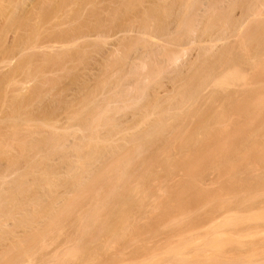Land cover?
<instances>
[{
  "label": "bare ground",
  "instance_id": "obj_1",
  "mask_svg": "<svg viewBox=\"0 0 264 264\" xmlns=\"http://www.w3.org/2000/svg\"><path fill=\"white\" fill-rule=\"evenodd\" d=\"M263 57L264 0H0V264L140 261L152 209L157 264L263 262Z\"/></svg>",
  "mask_w": 264,
  "mask_h": 264
},
{
  "label": "rangeland",
  "instance_id": "obj_2",
  "mask_svg": "<svg viewBox=\"0 0 264 264\" xmlns=\"http://www.w3.org/2000/svg\"><path fill=\"white\" fill-rule=\"evenodd\" d=\"M263 58H264V57H263ZM262 62H264V59H263ZM261 66H262V65H261ZM203 106H204V104H203ZM203 106H202V107H203ZM205 106H206V105H205ZM205 106H204V107H205ZM204 107H203V108H204ZM203 108H202V109H203ZM206 108H207V106H206ZM206 108H204V109H206ZM202 109H201V111H203L204 113L208 110V108H207L205 111L202 110ZM262 111H264V109H263ZM263 114H264V113H263ZM263 114H262V115H263ZM257 117H258V118H261L260 113L258 114ZM262 117H263V116H262ZM258 118H256V120H255L256 122H255V123H258L257 121H261V120H262V119L259 120ZM257 119H258V120H257ZM195 121H196V120H195ZM192 122H194V121H192ZM195 123H197V121L194 122V124H195ZM255 123H254V124H255ZM191 125H193V124L191 123ZM252 127H253V125H251L250 129H251ZM263 129H264V126H263ZM263 129H259L260 131L258 130V131H259V134H258L259 137H257V138L259 139V143H262V142H263V138L261 137V135H262V133H263V132H262ZM197 133H198V132H197ZM199 133H202V132L199 131ZM199 133H198L199 136H197V137H199L200 140H201V138H202L203 141H204V138H205V137L203 138V135H204V134L202 133V135H200ZM195 135H197V134H195ZM200 136H201V137H200ZM263 137H264V133H263ZM199 138H198V139H199ZM248 139H249V138H247V136H246V140H247V141H244V144H243V142L240 143V144H241V145L243 144L242 146L245 145V147L248 146L247 144H249V143H245V142H248ZM261 139H262V140H261ZM241 140H242V139H241ZM241 140H240V142H241ZM243 140H244V139H243ZM260 140H261V141H260ZM249 142H250V143L252 142L251 139H249ZM257 142H258V141H257ZM174 143H175V142H174ZM200 143H202V142H200ZM172 145H174V144H172ZM172 145H170V146H172ZM177 145H178V144H177ZM177 145L175 144L174 146L176 147ZM202 145H204V144H202ZM205 146H206V145H204V147H205ZM175 147H173V149H172V150L175 151V154H174L173 152H170V150L167 151L168 156H170L169 159H171V157H173V155L176 156L177 159L180 158L178 155H176V154H177L176 152H178V151H180V150L177 149V151H176V148H175ZM178 147H179V146H178ZM204 147H203V148H204ZM170 149H171V147H170ZM179 149H180V148H179ZM205 151H206V150H205ZM169 152L172 153V156L170 155ZM181 152L183 153V151H181ZM167 153H164V154H166L165 156H167ZM182 153H180L179 155H181ZM182 155H183V154H182ZM182 155H181V158H180V159H182ZM168 156H167V157H168ZM163 157H164V156H163ZM177 159H176V160H177ZM173 160L175 161V158L171 159L170 161H173ZM177 161H179V159H178ZM256 163H257V162H256ZM257 164H258V163H257ZM257 164L255 165V168H256L258 171H259V169H260V168L258 167V165H260V167H261L260 170H261V171L264 170V169H263V167H264L263 164H261V163H259L258 165H257ZM261 165H263V166H261ZM256 169H255L254 171H255L256 175H258L257 172H256V171H257ZM179 172H180V171H179ZM179 172H178V174H181V173H179ZM206 172H207V171H206ZM210 172H212V171H210ZM262 172H264V171H262ZM207 173H208V172H207ZM255 173H254V174H255ZM258 173H259V174H262L260 171H259ZM205 174H206V173H205ZM205 174H204V175H205ZM209 175H210V176H209ZM213 175H214L213 172L210 173V174L208 173V174H206L207 177L205 176V177H206V178H205L206 180H204V179H202L203 181L201 180V181L203 182V185H205L204 187H207V186H208V182H209L208 180H210L211 177H213ZM180 176H181V175H180ZM174 178H175V177H174ZM174 178H173L172 180L175 182L176 180H178V178H181V177H177V176H176V179H174ZM173 181H172V182L169 181V182H170V183H173ZM177 182H178V181H177ZM204 182H205V183H204ZM206 183H207V185H206ZM174 184H177V183H174ZM171 185H172V184H171ZM203 185H202V186H203ZM209 185H210V186L207 187L208 189H209V188H212V186L214 187V184H213V185L209 184ZM141 186H142V185H141ZM141 186H140V187H141ZM145 186H146V185H145ZM158 186H159V185H158ZM161 186H165V185H161ZM166 186H167V185H166ZM166 186H165V187H166ZM173 186H176V185H173ZM202 186H201V187H202ZM148 187H149V186H148ZM168 187H170V185L167 186L166 188L168 189ZM171 187H172V186H171ZM143 188L146 189V188L143 186V187L141 188V190H143ZM147 189H148V188H147ZM158 189H160V188H158ZM172 189H173V188H172ZM175 189H176V188H175ZM175 189H173L172 191H174ZM212 189H213V188H212ZM169 190H170V188H169ZM155 193H156V195H155V196H152V195H151V196L149 197V199H148L146 202H148L149 200H151V201L149 202V205H151V206L154 205V206H156V208H159V205H160V207H161V206L166 202V201H164V199H165V195H164V194H166V193L164 192V190H163V192H162L161 189H160V190H157V189H156V190H155ZM152 197H153V198H152ZM162 198H163V199H162ZM167 198H168V197L166 196V199H167ZM156 199L158 200L157 202H156ZM160 199H161L162 201H160ZM151 202H152V204H150ZM155 202H156V203H155ZM161 202H163V203L161 204ZM153 203H154V204H153ZM147 204H148V203H147ZM157 204H158V205H157ZM154 206H153V208H155ZM157 206H158V207H157ZM260 206H261V204H260ZM258 207H259V206H258ZM261 207H263V209H261ZM261 207H259L260 209L257 208V207H254V209H252V210H255V211H252V210H251L250 212H251V213L253 212L252 214H254V215H255V213H256V214H257L256 216H259V213H261V212H262L261 214L264 213V211H261V210H264V206L262 205ZM156 208H155V209H156ZM152 210H153V209H152ZM152 210L149 211V213H150L149 215H148V213H147V214H146V217L144 216L145 218H143V217H142V219L140 218L143 222H141L140 219H137V220H140V221L135 222L134 224H132V226L130 225V227L128 228L129 231H127V232H128L129 234L131 233V235L134 234L133 236H135V238H134L133 236H131V238H130V235H129L128 233L125 234V235L127 236V237H125V238L128 239V237H129L130 240H129V239H128V240H129V242L131 241V243H132V240H131L132 238L136 239V237H138V235H139L140 238H141V237H142V234L144 233V234H143V237H142L141 239L138 237V240H139V241H137L138 243L135 244L138 248L140 247V248H139L140 250H139L138 248H134L135 245H132V248H134L135 250L138 249L137 252H138L139 254H140V253L143 254V258H145V256H144V252H145V250H144L143 253H142L141 251L143 250V247H144V246H142V245H145V242H146V247H144L145 249H146V248L148 249V247H147L148 245H149V248H150V249H151V247L154 248L156 244H155V243H152V242L160 243V244L156 245V247H158V248H160V245L162 244L163 247H162V245H161V250H157V251H156V252H158V253H157V257H155V258H153V256H154V255H153V254H154L153 252H155L156 249H155V250H154V249H153V250L151 249L153 252H152L151 250L148 251V250L146 249V251H148V252H147L148 255L150 254L149 256H147V253H146V254H145L146 257H150V256H152V257L148 258L149 261H150V260H151V262L153 261L152 264H157V263H156V260H158V259H156V258H158L159 256L162 255L161 252L164 253V251L162 250V249L164 248V246L167 245L168 242H172V241H173V240L168 241V239H169V236H170V239H171V235L174 234V232H173L172 234H171V233H170V234H166V233H165V234H159V235H162V238H165V237L168 236V239H167V240H166V238L164 239L165 241H164L162 238H161V240H160V237H161V236L159 237V236L157 235V238H156L155 235H152V237H151V235H148V234H150V227H153V224H154V223H157V220L159 219V215H157V214H158L157 212H158L159 210H158V211L155 210V212H156L157 214H155L154 210H153V211H152ZM258 212H259V213H258ZM251 213H248V214L251 215ZM150 215H151V216H150ZM156 216H158V217H156ZM155 218H156V219H155ZM157 218H158V219H157ZM150 219H151V220H150ZM162 219H163V217H162ZM162 219L159 220L158 223H159V222L162 223V222H161V221H163ZM144 220H145V221H144ZM146 220H147V221H146ZM135 221H136V220H135ZM148 222H149V223H148ZM138 223H139L138 229L141 228L142 225H144V226H146V227H149V226H150V225L147 226V224H152V225L149 227V229H148V228H147V229H146V228L143 229L144 227H142L141 230L136 229V230L138 231V233H136L135 226L137 227ZM158 223H157V224H158ZM141 224H142V225H141ZM145 224H146V225H145ZM134 225H135V226H134ZM140 225H141V226H140ZM132 227L134 228V229H132V230H133V233H132V231L130 232V230H131ZM220 227H222V226H220ZM223 228H224V227H223ZM223 228H221V229L223 230ZM228 228H229V227H228ZM226 229H227V227H226ZM226 229H225L224 232L221 230L223 233H222V232L220 233V229H219V233H220L222 236H220L219 233H215V234L219 235V236L215 235V237H217V239H218V237H219V238H221V237H223V236L225 237L226 234H224V233L227 232L228 235L232 234V235H230V236H234L235 238L239 235V237H240L239 239H241V238L244 239V240L246 239V240L248 241L247 243H249L250 238H251V239H254V238H255L254 236H257L256 238H258V237H260V234H261V237H263V235H264V230H262V231H258V233L255 232L254 234L248 232L249 234L246 235V234H244L243 230L240 232V231L237 229L238 232H239L241 235H246V236L242 237L240 234H238V233H237L238 235L236 234L235 231H237V230H235V228H232V230H230L231 228H229L230 231H229L228 229H227V230H226ZM64 230H66V229H64ZM142 230H144V232H143ZM145 230H146V231H145ZM196 230H197V229H195V232H196ZM201 230H202V228H201ZM66 231H67V230H66ZM66 231H65V232H62V234H63V233H64V234L61 236V238L59 239V241L57 240V241H58L57 243H54V244L52 245L53 247L55 246V247L57 248V247L62 243V242L60 243V241H63V239H65L64 237H65V233H66ZM68 231H69V229H68ZM68 231H67V232H68ZM134 231H135V233H134ZM148 231H149V233H148ZM199 231H200V230H199ZM199 231H197V232H199ZM203 231H204V229H203ZM228 231H229V233H228ZM231 231H232L234 234H236V236L233 235V233H231ZM244 231H245V230H244ZM69 232H70V231H69ZM69 232H68V233H69ZM139 232H140V233H139ZM142 232H143V233H142ZM175 232H176V231H175ZM190 232H194V230H192V231H190ZM190 232H189V233H190ZM246 232H247V231H245V233H246ZM68 233H66V234H68ZM141 233H142V234H141ZM189 233H188L187 236H189ZM259 233H260V234H259ZM136 234H137V235H136ZM195 234H196V233H194V235H193L192 233H190V237H191V235H193L192 237H193V239H195V238H194V237L196 236ZM200 234H201V235H198V233H197L196 241H194V240H193V241H192V240L190 241V240H189V242H190V243H192V242L194 243V242H198L199 240L203 239V238H202V237H203V235H202L203 233H200ZM252 234H253V235H252ZM185 235H186V234H185ZM228 235H227V236H228ZM249 235H250V236H249ZM153 236L155 237L154 239H156L157 241L153 240ZM179 236H180V235H179ZM211 236H212L213 239H215L213 235H211ZM251 236H253V237H251ZM172 237H173V235H172ZM175 237H176V236H175ZM175 237H173V239H174ZM181 237H182V235H181ZM183 237H184V236H183ZM190 237H189V238H190ZM247 237H248L249 239H248ZM62 238H63V239H62ZM143 238H144V240L147 238V239H149V241H147V239H146V241L142 242V241H143ZM158 238H159V241H158ZM178 238H179V237H178ZM189 238H187V239H189ZM237 238H238V237H237ZM256 238H255V239H256ZM176 239H177V237H176ZM259 239H260V238H259ZM125 240H126V239H125ZM140 240H142V241H140ZM151 240H152V241H151ZM244 240H243V241H244ZM246 240H245V241H246ZM256 240H257V239H256ZM256 240H255L254 242L251 240L252 242H250L249 244H250V245L252 244L251 246H253V247H255V248H256V246H259V248L257 247L258 249L256 248V249H257L256 251H255L254 249H253V250H254V252H257V253L260 251L261 255H260V253H259V255H260V256H263V254H262L263 252H261V250H260L262 247H260V246H262V244H263L264 241L261 242V241H259V240H257V241H256ZM126 241H127V240H126ZM150 241H151V242H150ZM166 241H167V243H166ZM174 241H175V239H174ZM139 242H141V246H140V243H139ZM161 242H162V243H161ZM189 242H188L189 246L186 247L185 249L189 248L190 245H191V246L196 245V244H190ZM257 242H258V243H257ZM127 243H128V242H127ZM133 243H134V242H133ZM163 243H164L165 245H164ZM173 243H174V244H172V243H171V244H172V245H175V242H173ZM247 243H245L244 245H242V247L239 246L240 248H239V247L236 248L237 246H235L236 254H235V252H234V251H235L234 248L232 249V250H234V251L230 250L232 247H229V246H228V247L230 248V249H229V248L226 246L225 248L232 252L231 255L235 254L236 256L241 255V256H245V257H246L247 253H244V255H243V253L238 254V252H244V251L247 252V250H249V248L251 247V246L248 245ZM253 243H254V245H253ZM259 243H261V245H260ZM56 244H57V245H56ZM58 244H59V245H58ZM129 244H130V243H129ZM129 244H126V245L131 246V245H129ZM151 244H152V245H151ZM153 244H154V246H153ZM168 244H169V243H168ZM256 244H257V245H256ZM119 245L121 246V248H123V247L126 246V245H123V247H122L121 244H119ZM119 245H117V244H116V245H113V246H114L113 250L116 251L115 247H116V246L118 247ZM150 245H151V246H150ZM247 245H248V246H247ZM255 245H256V246H255ZM52 246H51V248L49 247L50 249L47 248V250L45 251L46 254H50V253H52V252H51L52 250L55 252V249H56V248L54 247L55 249H52V248H53ZM113 246H112V247H113ZM133 246H134V247H133ZM206 246L211 247L210 244H209V245H206ZM206 246H205V247H206ZM112 247H108V248H107V249L110 248V249H109L110 251H109V250L107 251V249H105V250H106V253H105V250H104L103 253H105L107 256H105V255H103V256L100 255V256H99V254H100L101 252H100L99 254H97V256L100 257V260H102L101 262H103V261H105V260H106V261H105V264H106L107 262H108L109 264H113L114 262H115V264H116V263H117L116 261L120 262V258H121V256H123V254H122V255L120 254L121 256H119V253H120L119 251H121V250H123V249H120L119 251L117 250L119 253H118V252H117V253L115 252V254H114V253H113L114 251H113V250L111 251ZM141 247H142V249H141ZM168 247H171V246L168 245ZM168 247H165V248H168ZM253 247H251V248H253ZM130 248H131V247H130ZM158 248H157V249H158ZM251 248H250V249H251ZM125 249H128V248L126 247ZM206 249H207V248H206ZM211 249L214 250L213 247H212ZM211 249H210V248L207 249V254L211 253V252H210ZM239 249H241V250L239 251ZM246 249H247V250H246ZM49 250H51V251H49ZM129 250H130V249H129ZM129 250H128V252H129ZM131 250H132V249H131ZM131 250H130V251H131ZM168 250H170V248H169ZM168 250H167V251H168ZM191 250H192V249L189 248V251H188V249H187L186 252H188V253H192L193 251H191ZM213 250H211L212 253H213ZM228 250H226V252H227ZM237 250H238V251H237ZM242 250H243V251H242ZM253 250H252V249L249 250L248 253H250V251L252 252ZM47 251H49V253H48ZM167 251L165 250V252H167ZM190 251H191V252H190ZM205 251H206V250H205ZM205 251H204V252H205ZM229 251H228L227 253H225V252H224V253H225L226 255H227V254L230 255L231 252H229ZM262 251H263V250H262ZM121 252H123V251H121ZM124 252H127V250H125ZM128 252H127V255L124 254L125 259L121 260L122 263H119V264H127V263H128V264H133V262H135L134 264H136V262H137V264H139V263H138V261H139V260H138L139 256H136L135 251L133 250V252H134L135 255H133L132 252H129V254H128ZM149 252H151V253H149ZM156 252H155V253H156ZM201 252H202V251H201ZM204 252H203V256H204V254H205V256H206L207 254L204 253ZM233 252H234V253H233ZM103 253H102V254H103ZM108 253H109V254H108ZM130 253L133 255V257H132V255H131ZM138 253H137V254H138ZM159 253H160L161 255H159ZM212 253H211V254H212ZM113 254H114V255H113ZM117 254H118V255H117ZM139 254H138V255H139ZM141 254H140V261L146 260V258L143 259V258L141 257ZM192 254H193V253H192ZM211 254H210V255H211ZM245 254H246V255H245ZM250 254H251V255H253V254L255 255V253H250ZM110 255H111V256H110ZM116 255L118 256L119 260H118V258L116 257ZM125 255H126L127 257H126ZM128 255H129V257H128ZM184 255H185V256H188L189 258L187 259V257H186V260H185V258H184L185 256H184ZM184 255H183V256H184V257H183L184 259H182V261H183V264H186V262H189V261H191V260H194V259L198 258V256L201 257L200 255H202V254H201L200 251H199V254H197V257H193L195 254H193V256L190 255V254L187 255V253L184 254ZM189 255H190V256H189ZM251 255H250V256L248 255V256H249L248 258H251V257H252ZM256 255H257V254H256ZM108 256L112 257L111 260L108 258ZM114 256L116 257L117 260L114 259ZM135 256L138 257V258H135ZM155 256H156V254H155ZM191 256H192L193 259L190 258ZM205 256H204V258H205ZM207 256H209V255H207ZM207 256H206L205 259L210 260L211 263H209V264H212V259H210V258L208 259ZM101 257H102V258L104 257V258L102 259ZM105 257H106V258H105ZM258 257H259V256H258ZM97 258H98V257H97ZM152 258H153V259H152ZM248 258H247V259H248ZM253 258H254V256H253ZM253 258H251V259L253 260ZM256 258H257V257H256ZM259 258H262V259H263L264 256H263V257H259ZM113 259H114V260H113ZM121 259H122V258H121ZM131 259H133V262L131 261ZM135 259H137V260H135ZM148 259H147L146 261L149 263ZM251 259H250V260H251ZM108 260H110V261H108ZM112 260H113L114 262H113ZM124 260H125V261H130V262H125ZM187 260H188V261H187ZM250 260L248 259L244 264H248V263H249V264H264V261H263L264 259H263V260L259 259V261H263V262H258L257 259H256L257 262H255L256 260L254 259L255 261H254V260H253V261L251 260L252 263H251V262H248V261H250ZM98 261H99V258H98ZM111 261H112V262H111ZM123 261H124V262H123ZM140 261H139V262H140ZM210 261H208V262H210ZM99 262H100V261H99ZM144 262H145V261H144ZM154 262H155V263H154ZM184 262H185V263H184ZM253 262H255V263H253ZM27 263H28V264H31L32 262H31V263L27 262ZM108 263H107V264H108ZM164 263L166 264V262H164ZM164 263H163V264H164ZM168 263H169V262H167V264H168ZM33 264H34V263H33ZM149 264H150V263H149ZM159 264H160V263H159ZM161 264H162V263H161ZM171 264H181V263H179V262L176 263V262H175V263H171ZM196 264H201V263L197 262Z\"/></svg>",
  "mask_w": 264,
  "mask_h": 264
}]
</instances>
